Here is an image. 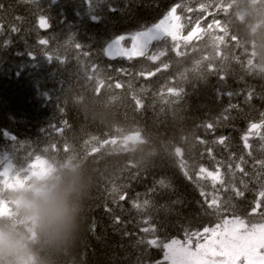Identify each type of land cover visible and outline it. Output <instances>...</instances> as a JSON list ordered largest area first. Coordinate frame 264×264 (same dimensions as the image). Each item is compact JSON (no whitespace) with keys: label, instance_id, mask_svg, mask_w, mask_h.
I'll return each instance as SVG.
<instances>
[{"label":"trees","instance_id":"16d2710c","mask_svg":"<svg viewBox=\"0 0 264 264\" xmlns=\"http://www.w3.org/2000/svg\"><path fill=\"white\" fill-rule=\"evenodd\" d=\"M10 1H0V172L9 165L11 177L25 185L17 197L29 208L19 224L34 264H155L163 250L138 243L146 216L164 242L184 241L185 233L222 226L226 219L238 218L246 228L264 222L258 214L264 210V128L250 131L252 123L264 121V104L258 103L264 26L256 25L264 15L256 23H238L234 39L213 45L223 29L224 2L93 0L90 11L86 0H22L25 8L18 12ZM177 4L174 43L166 37L153 48L166 55L155 62L106 58L111 38L156 24ZM41 16L50 27L39 26ZM47 79L60 87L46 88ZM163 119L176 132L155 125ZM178 151L192 181L178 167ZM36 157L50 168L43 178L27 180ZM201 167L230 178L223 185L205 179L207 173L197 180ZM3 179L0 196H6ZM227 185H236L242 197L226 195ZM201 190L217 199L216 209L207 207ZM123 193L127 199L119 201ZM45 198L56 212L54 228H45L35 210ZM144 201L147 208L133 207ZM114 216L122 223L115 224ZM0 225L15 233L16 222L5 217Z\"/></svg>","mask_w":264,"mask_h":264},{"label":"snow or ice","instance_id":"6c2138e0","mask_svg":"<svg viewBox=\"0 0 264 264\" xmlns=\"http://www.w3.org/2000/svg\"><path fill=\"white\" fill-rule=\"evenodd\" d=\"M86 3L89 6V10H93V0H86ZM3 5H0L2 8ZM180 5H174L168 13L163 16L156 24L146 26L142 30H138L134 34L122 33L116 37L111 38L108 42H106L103 52L106 58L110 60L116 59H126L131 60L134 58H146L149 61H157L161 56L166 55V50L153 51L154 46L158 45L160 42L164 41L165 38H170L174 43V37L177 34V26L174 25L171 20L174 18L176 20L179 19L176 16L177 9ZM109 11L115 12L117 9L115 7H110ZM94 22H98L100 17L97 15H91L90 17ZM49 18L46 16H41L38 20V24L41 28L50 27L48 23ZM2 28V25H0ZM15 31V29H13ZM128 43L125 44L124 42ZM40 44L46 45L48 42L46 40L39 41ZM75 48L79 51L82 48V45L76 43ZM85 56H89L90 53L85 52ZM49 60L53 57L52 55H47ZM63 63V61H61ZM92 71L95 73L96 67L92 66ZM119 71H123V69H119ZM155 73L147 74V76L154 75ZM141 75H145V73H141ZM91 78V77H89ZM220 79H224L223 76ZM121 85L117 83V87ZM170 94H174L179 96L180 92L175 89L169 90ZM229 96L232 93H228ZM251 93H248L249 99L251 98ZM139 104V102H138ZM142 106V105H140ZM207 128H213V125L210 123L206 126ZM264 128V121L260 124L252 123L250 125V131L252 129ZM53 130L60 132L62 128H58L56 125L53 126ZM225 138H220L219 143L223 144ZM242 140L245 144V147H248V134L242 137ZM202 142V141H201ZM53 147H55L53 145ZM175 159L178 162V167L184 173L185 177L192 181L193 177L188 174L187 171V162L184 159V155L181 152H177ZM37 161H40V157H36ZM218 171V170H217ZM243 172V168L240 169ZM207 173L204 177L205 179L211 178L213 182H219L223 185V179L219 178L217 173L208 172L207 169L201 167L199 172L196 174V179H200L201 174ZM8 174V169L6 168L3 172H0V177H6ZM163 183V182H161ZM113 192H116L117 189L113 187ZM237 195L242 196L243 193L238 189H233ZM201 197L204 199L205 204L209 209H216L218 201L215 197L211 200L208 199L207 194L201 190ZM260 197H264V192H260ZM119 201H124L127 199V194H119ZM149 202L144 201L143 205L135 204L133 207L147 208ZM259 207V201L257 202L255 208ZM105 211L111 212L110 208H105ZM113 221L115 224L119 225L122 223L121 218L119 216H114ZM140 223L143 225L140 228V232L144 234L138 240L140 244H146L149 248H158L162 249V257L160 260L156 261L155 264H217V261L213 260L212 256L223 257L219 261V264H264V225L256 226L253 225L251 229H246L245 231L249 234L246 235H238L237 230L239 227H243V221L238 218L232 220H225L224 226L227 228L231 225V228L228 232L232 238L228 239L227 237L224 240H221L219 243V247L217 251H212V246H205L204 244L197 243L196 248L197 251H192L191 246L193 244V240H199L203 238L200 232H190L185 233V241L181 242L178 239H171L170 241L164 242L158 236H156V225L152 222L150 216H146L141 219ZM93 230H95V225L92 226ZM221 228L220 224H217L214 229L204 228L203 233L211 232L213 235L216 234V230ZM257 228H259V235L257 236ZM124 235H131L130 233H124Z\"/></svg>","mask_w":264,"mask_h":264},{"label":"rangeland","instance_id":"374dc122","mask_svg":"<svg viewBox=\"0 0 264 264\" xmlns=\"http://www.w3.org/2000/svg\"><path fill=\"white\" fill-rule=\"evenodd\" d=\"M257 1L258 0H253L254 3H256ZM215 41H218V38L216 36L210 40V42L213 45L215 44ZM6 168L8 169V174L3 179V184L5 185V188H6V196H3V195L0 196V213L3 215V218L6 217V221H9V222L21 221V219L25 217L24 214L26 213V210L29 208V204H27L24 201V199L17 197V194L18 192L23 191V187H25V185L18 176L11 177L9 165H7L4 168V170ZM49 168L50 166L45 161H34L30 165L29 173L27 174L26 179L29 180L32 177L41 179L46 175ZM215 173L218 174V172H215ZM219 178L223 179L225 183L230 177L226 178V177L219 176ZM233 189H238L240 191V189L236 185H233V186L227 185L223 188L225 194L230 197L238 198V199L242 197L240 195H237L236 192L233 191ZM13 195L16 196L14 200L12 199ZM1 222L3 223V221ZM260 225H264V223ZM260 225H256V226H260ZM245 226L246 225L243 222V227H239L237 230L238 235L243 236V235L249 234L243 231V229H245ZM214 228L215 227L209 228V229H214ZM230 228H231V225L225 228L224 222H223L221 228L216 230L215 235H213L211 232L203 233V231H201L200 233L203 238L199 240H193L191 250L197 251L196 244L200 243V244H204L205 246L211 245L212 251L213 252L217 251L221 240H224L226 237L228 239L232 238L230 235H228ZM24 231L25 229L20 226L18 229H16L14 234L12 232L6 233L8 235V238L11 240V242L16 247L17 252L14 257H8L6 259L0 258L1 264H34V257L29 253L27 249V244H26L27 240L26 238L22 237V234H24ZM256 235L257 236L259 235V228H257ZM16 238H18L21 242L24 243V247L22 246L19 240H16ZM184 241H181V242H184ZM211 258L217 261V264H219V261L223 259V257H219V256H212Z\"/></svg>","mask_w":264,"mask_h":264},{"label":"clouds","instance_id":"9594fccd","mask_svg":"<svg viewBox=\"0 0 264 264\" xmlns=\"http://www.w3.org/2000/svg\"><path fill=\"white\" fill-rule=\"evenodd\" d=\"M35 210L39 214L42 225L45 228H54L56 226L57 216L55 209L46 198L37 203ZM16 252L17 249L11 240L0 233V258L14 257Z\"/></svg>","mask_w":264,"mask_h":264},{"label":"bare ground","instance_id":"6f19581e","mask_svg":"<svg viewBox=\"0 0 264 264\" xmlns=\"http://www.w3.org/2000/svg\"><path fill=\"white\" fill-rule=\"evenodd\" d=\"M0 1H6V0H0ZM9 1H10V0H9ZM14 1H15V3H14ZM27 1H30V0H27ZM10 2H12V3H13L12 6L16 8V9H14V10H17L18 12H20V10H22V9L25 8V5L22 3V0H11ZM10 2H9V3H10ZM262 18H263V16H262L261 14L256 13V14L253 16V22L256 23V22L262 20ZM242 33H244V31H243ZM238 34H239L240 39H242V38L244 37V34L237 33V36H238ZM240 50L242 51L241 48H240ZM76 67H77L78 69L80 68L78 65H77ZM59 84H60V83L55 82L53 79H47V80L45 81V87H46V88H54V89H58V88L60 87ZM80 89H85V88L80 87ZM196 90H197V89H196ZM258 101H259V102H258L259 104H264V87H263V89H262V92H261L260 97L258 98ZM37 114H38L39 116H41V113H39L38 111H37ZM147 119H148V115H147V117H146V122L149 123V121H151V119L148 120V121H147ZM150 124H151V122H150ZM155 125H157V126H162V127H163V126H166L167 128H170L171 130H173L174 132H176L175 127H170V123L167 122V121L164 120V119H163L162 121L156 122ZM212 133H213V132H212ZM213 134H214V133H213ZM216 139H217V137H216L215 135H213V136L211 137V140H212V141H214V140H216Z\"/></svg>","mask_w":264,"mask_h":264},{"label":"flooded vegetation","instance_id":"af4514ba","mask_svg":"<svg viewBox=\"0 0 264 264\" xmlns=\"http://www.w3.org/2000/svg\"><path fill=\"white\" fill-rule=\"evenodd\" d=\"M263 212H264V210H261L260 212H258L259 216L263 217L264 216ZM1 221H3V215L0 213V224H1ZM2 225H3V223H2ZM3 227H4V225H3ZM19 227H20L19 221H16V225L14 226L15 231ZM0 233L4 234L6 237H8V235L6 234L7 232L2 229L1 225H0ZM16 240H19V239H16ZM0 264H1V262H0Z\"/></svg>","mask_w":264,"mask_h":264}]
</instances>
